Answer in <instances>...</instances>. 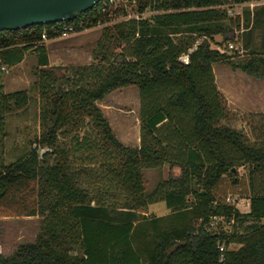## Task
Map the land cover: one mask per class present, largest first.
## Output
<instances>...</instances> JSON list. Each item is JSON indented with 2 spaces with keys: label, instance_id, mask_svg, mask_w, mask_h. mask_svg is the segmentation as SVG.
Wrapping results in <instances>:
<instances>
[{
  "label": "trees",
  "instance_id": "1",
  "mask_svg": "<svg viewBox=\"0 0 264 264\" xmlns=\"http://www.w3.org/2000/svg\"><path fill=\"white\" fill-rule=\"evenodd\" d=\"M103 1L69 17L0 28V215H43L35 238L0 252V264H264V137L223 121L229 108L213 68L222 60L264 78V2L242 16L226 4L244 0H136L137 10L154 12L108 21ZM99 20L107 22L93 60L50 64L43 32ZM242 26L230 52L211 45L215 33L232 39ZM199 37L190 62H181ZM30 49L37 80L6 90L1 64L18 63ZM131 83L140 96L135 145L119 138L98 103ZM34 89L40 131L7 161L6 112ZM164 163L179 171L148 190L144 167ZM232 195L248 197L249 209ZM159 199L170 211L139 209ZM213 215L232 228L210 227Z\"/></svg>",
  "mask_w": 264,
  "mask_h": 264
},
{
  "label": "rangeland",
  "instance_id": "2",
  "mask_svg": "<svg viewBox=\"0 0 264 264\" xmlns=\"http://www.w3.org/2000/svg\"><path fill=\"white\" fill-rule=\"evenodd\" d=\"M136 0H120L117 3L115 15L111 21L123 18L129 15L147 16L154 12L152 8H145L142 11L136 9ZM252 0L235 1L226 4L228 10L232 8L244 15L245 7L253 9L256 5L262 3H251ZM125 10V12H124ZM235 13V14H236ZM231 14V15H235ZM98 23L88 29L89 37L102 33V26L106 23ZM241 28V27H240ZM240 28L236 31L240 32ZM242 31V30H241ZM101 36V35H100ZM203 37V36H202ZM259 37V35H257ZM210 38V37H209ZM236 36L232 39H235ZM240 37L238 36L237 39ZM64 40L66 38H60ZM199 37L196 41H200ZM211 39V45L220 50L230 52L229 48L224 49L227 39H223L221 33H215ZM255 40L259 41L254 37ZM74 40V39H72ZM81 39H79L80 41ZM222 42H219L221 41ZM240 40V39H239ZM236 43V42H235ZM97 45L94 43L92 48L79 47V59L77 55L65 58L53 65L88 62L93 60V49ZM239 46V44L237 43ZM91 50V53L89 52ZM244 52V51H243ZM91 54V57L89 56ZM86 60V61H84ZM216 82L219 89L225 96L227 106L229 108L228 116L223 119L232 125L243 128L251 138L264 137V79L256 77L248 72H243L239 67H233L226 61H215L213 63ZM38 65L36 52L32 49L28 50L24 58L16 64H9V71H2L4 87L6 90L26 87L31 85L38 78ZM247 78H244V74ZM248 73V74H246ZM257 89L259 90L257 92ZM255 90V91H254ZM254 102L260 106H254ZM102 110L108 117L112 128L125 143L135 145L140 141V96L139 88L136 84L131 83L113 88L98 101ZM40 96L37 89L30 90V98L28 102L21 106L12 108L6 112L7 117V134L5 136V160H11L17 155L23 153L29 148L32 139L40 131L39 117ZM65 143L69 141V136L64 137ZM239 172L245 169L243 164L236 166ZM178 172L179 168L171 167L168 163L159 166L144 167L146 179V187L151 190L157 181L169 174V172ZM240 209L248 210L250 207V199L246 196L232 195L230 198ZM147 215L162 214L170 211L164 199H159L148 203L139 208ZM43 218L42 214L34 215H0V252L10 253L18 243L35 238L40 229V223ZM208 225L213 228L221 226L227 229L232 228V223L220 215L211 216ZM231 246H238V242H231Z\"/></svg>",
  "mask_w": 264,
  "mask_h": 264
},
{
  "label": "water",
  "instance_id": "3",
  "mask_svg": "<svg viewBox=\"0 0 264 264\" xmlns=\"http://www.w3.org/2000/svg\"><path fill=\"white\" fill-rule=\"evenodd\" d=\"M97 0H0V28L20 27L36 22L61 19L94 5ZM195 41L187 51L179 55L183 63L190 62V52L195 50ZM47 146L40 147V154ZM234 167V166H233Z\"/></svg>",
  "mask_w": 264,
  "mask_h": 264
},
{
  "label": "crops",
  "instance_id": "4",
  "mask_svg": "<svg viewBox=\"0 0 264 264\" xmlns=\"http://www.w3.org/2000/svg\"><path fill=\"white\" fill-rule=\"evenodd\" d=\"M96 25V24H95ZM93 26V25H92ZM92 26L81 28V29H76V30H71L69 31L68 34L62 35L58 34L55 36L51 37H46L44 38L47 46H48V53H49V59H50V64L59 62L62 59L69 58L77 55V58L79 59V47H84V48H92L94 46V43H97L101 33L97 31V34L93 37H89L88 33L92 32L88 29L92 28ZM259 33H256V38L260 39L257 37ZM66 38L64 40H61L60 38ZM74 39V40H72ZM79 39H81L79 41ZM241 41V40H240ZM257 41V40H256ZM91 53V50H89ZM91 57V54L89 55ZM76 59V58H75ZM86 61V60H84ZM243 70V69H241ZM243 72H246L243 70ZM244 74V78H247V75ZM248 74V73H246ZM262 78V77H261ZM264 79V78H263ZM255 91V90H254ZM259 90L257 89V92ZM254 106H260L259 103L254 102ZM264 107V104L262 105ZM6 123H7V117H6Z\"/></svg>",
  "mask_w": 264,
  "mask_h": 264
},
{
  "label": "built area",
  "instance_id": "5",
  "mask_svg": "<svg viewBox=\"0 0 264 264\" xmlns=\"http://www.w3.org/2000/svg\"><path fill=\"white\" fill-rule=\"evenodd\" d=\"M119 1L120 0H104L100 4V9L104 12H107L108 15L111 17L108 21H111V19L115 15V10L118 6L117 3ZM258 2H264V0H252L251 3L254 4V3H258ZM236 12H239V11H234L232 8H229V10H228L229 14H235ZM129 16H132V15H129ZM136 16H140V15L136 14ZM125 17H128V16H125ZM103 22H105V21H103ZM98 23H102V21L99 20ZM70 29H71V25L65 23V24H63V28H62V31L60 32V34H62V35L68 34L69 31H71ZM242 29H243V26L240 28V31ZM238 32L239 31H237V35H236L235 39H228L227 43L224 45V49L238 46L237 43L239 45L241 44V41L239 39H237L238 38ZM42 36H43V39L47 37L45 32L42 33ZM1 67L4 69V71H9V65L8 64L2 63Z\"/></svg>",
  "mask_w": 264,
  "mask_h": 264
}]
</instances>
